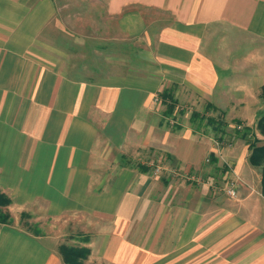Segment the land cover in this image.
<instances>
[{
    "label": "crops",
    "instance_id": "obj_1",
    "mask_svg": "<svg viewBox=\"0 0 264 264\" xmlns=\"http://www.w3.org/2000/svg\"><path fill=\"white\" fill-rule=\"evenodd\" d=\"M262 94L264 0H0V264H264V161L190 121Z\"/></svg>",
    "mask_w": 264,
    "mask_h": 264
},
{
    "label": "rangeland",
    "instance_id": "obj_2",
    "mask_svg": "<svg viewBox=\"0 0 264 264\" xmlns=\"http://www.w3.org/2000/svg\"><path fill=\"white\" fill-rule=\"evenodd\" d=\"M161 99L158 98V103L157 104H160L161 102ZM163 109V107H162ZM192 109L193 107L190 106V105H187L185 106V104H180L178 101H177V104L175 106V109L173 111V114L172 116L169 118V119H166V122H168L169 124H174V123H180V124H184L186 126H189L190 123L188 121V117L190 115V113L192 112ZM198 112L202 113L203 112V108L201 110H198ZM208 116L209 115H213V116H216L217 113H210L208 112L207 113ZM226 119V118H225ZM227 122H228V127L225 128V130L223 131L224 133L221 134H215L214 132H212V130L210 128H206V129H203V133L205 132V135L209 136L212 141L214 142V146L216 147L217 150H219V152L222 150V149H229L233 147V145L238 142V140H234L232 139L231 135L233 134V131H234V128H235V124L232 123V119H230V117H227ZM244 122V121H243ZM244 125H246V122H244ZM191 126V125H190ZM192 127V126H191ZM194 128V126L192 127V129ZM255 132V137H256V140L254 141V138L252 136H250V134L247 135V138H246V141H240V144L242 146H244V149H247V146L248 144H251V143H254L255 146H261V145H264V137H261L260 135H257L256 134L258 133L256 130H254ZM218 138H222V143L220 142H217V139ZM233 141V142H231ZM232 143V144H231ZM224 144V145H223ZM230 144V145H228ZM221 156V155H220ZM204 163L206 165H208V167H212L211 165V161L210 159H205ZM226 170H230L231 167L229 164H227L226 166ZM177 177V176H176ZM185 181L189 182V181H193V182H203V180H207L206 178L204 177H201V176H196V175H186V176H181ZM190 179V180H189ZM195 179V180H194ZM231 183V181H230ZM0 203H3V200L0 199Z\"/></svg>",
    "mask_w": 264,
    "mask_h": 264
},
{
    "label": "trees",
    "instance_id": "obj_3",
    "mask_svg": "<svg viewBox=\"0 0 264 264\" xmlns=\"http://www.w3.org/2000/svg\"><path fill=\"white\" fill-rule=\"evenodd\" d=\"M262 98H264V94H262ZM163 99H164L163 101L164 104H166L167 106L165 114L171 117L175 103L172 97L167 94L163 95ZM190 121L192 123L197 122L198 128L201 127L203 122L205 121L204 125H209V126L211 125L214 131L221 132L223 134L224 122L221 120H218L216 122L214 119L210 117L204 119L203 115L193 113L191 115ZM256 126L257 129L261 132V134H264V113H262L258 118ZM249 132H250V128L245 127L240 122L236 123L235 131H234L235 138L245 139L249 134ZM217 142L222 143V138L217 139ZM250 148L252 149V155L250 157L251 163L253 165H259L262 161H264V146L256 147L254 143H251Z\"/></svg>",
    "mask_w": 264,
    "mask_h": 264
},
{
    "label": "built area",
    "instance_id": "obj_4",
    "mask_svg": "<svg viewBox=\"0 0 264 264\" xmlns=\"http://www.w3.org/2000/svg\"><path fill=\"white\" fill-rule=\"evenodd\" d=\"M156 172L159 173L160 172L159 169H156ZM227 194L229 196H234V187L232 184L230 185V188L228 189Z\"/></svg>",
    "mask_w": 264,
    "mask_h": 264
}]
</instances>
